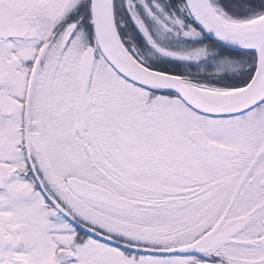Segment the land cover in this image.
Masks as SVG:
<instances>
[{"label":"snow or ice","instance_id":"obj_1","mask_svg":"<svg viewBox=\"0 0 264 264\" xmlns=\"http://www.w3.org/2000/svg\"><path fill=\"white\" fill-rule=\"evenodd\" d=\"M0 264H264V0H0Z\"/></svg>","mask_w":264,"mask_h":264}]
</instances>
